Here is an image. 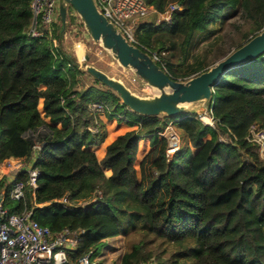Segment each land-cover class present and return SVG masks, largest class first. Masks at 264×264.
I'll return each instance as SVG.
<instances>
[{"label":"trees","instance_id":"16d2710c","mask_svg":"<svg viewBox=\"0 0 264 264\" xmlns=\"http://www.w3.org/2000/svg\"><path fill=\"white\" fill-rule=\"evenodd\" d=\"M31 2L0 0V164L8 158L29 162L35 142L41 145L33 160L37 186L25 188L24 202L9 198L12 183L0 174L9 210L26 205L53 234L75 233L77 244L69 249L73 257L88 251L93 256L109 237L137 234L118 264H203L205 255L224 264H264V155L245 137L251 123L264 126V54L218 79L211 95L215 128L195 112L180 118L143 114L79 67L75 54L61 44L60 17L51 34L40 23V35H31ZM146 2L157 13L169 12V18L135 23V44L156 54L155 61L176 79L212 63L208 47L221 40L216 30L228 18L237 16L230 22L236 31L233 48L264 26V0ZM211 35L213 41H207ZM225 53L218 49L215 60ZM78 74L91 83L76 91ZM92 102L102 110L92 113ZM100 112L126 121L128 128L97 157L93 147L107 136ZM170 121L179 123L188 143L169 158L167 136L160 132ZM90 124L96 129H88ZM221 133L229 139H221ZM146 135L152 144L159 141L149 166L163 190L161 210L152 203V189L141 192L135 167L139 141ZM24 175L20 171L15 177ZM64 198L73 205L61 202ZM85 201L90 203L74 205Z\"/></svg>","mask_w":264,"mask_h":264},{"label":"built area","instance_id":"2783aa9c","mask_svg":"<svg viewBox=\"0 0 264 264\" xmlns=\"http://www.w3.org/2000/svg\"><path fill=\"white\" fill-rule=\"evenodd\" d=\"M61 0H32V25L30 34L40 35L38 25L42 23L49 34L52 26L59 17V4ZM98 9L106 18L116 26L126 39L135 44L134 25L138 21L144 20L150 10H154L146 0H95ZM155 11V10H154ZM161 14V13H160ZM168 19L169 12L162 13ZM79 17V16H78ZM80 21V19H79ZM55 43V39H53ZM85 42L77 40L74 44L75 57L80 60V56L86 47ZM154 60L156 54H149ZM78 60V62H79ZM79 67L80 64L78 63ZM72 96L74 93L71 94ZM61 103L64 97H61ZM205 106H200L195 110V116L203 123L212 128L216 127L217 118L212 112V99L204 100ZM91 112L102 110V105L92 102L89 105ZM170 121L160 134H164L168 139L167 153L176 150L178 136L173 133ZM88 129L95 130V125H88ZM246 139L258 144L261 155H264V126L258 123L249 125ZM221 139L228 140L229 136L224 135ZM40 142L36 141L33 146L30 161L17 170L11 176V188L9 198L13 201H25V188L29 185L32 191L37 186V175L39 170L33 166L36 153L40 148ZM25 171V175L16 178L15 175ZM65 205L72 206L66 199L61 200ZM5 193L0 191V264H99L96 257L91 255V251L73 257L69 249L77 244L78 237L75 233L65 229L57 234H53L47 225L40 224L32 217L31 208L26 205L19 211L12 212L4 204Z\"/></svg>","mask_w":264,"mask_h":264},{"label":"water","instance_id":"95a60500","mask_svg":"<svg viewBox=\"0 0 264 264\" xmlns=\"http://www.w3.org/2000/svg\"><path fill=\"white\" fill-rule=\"evenodd\" d=\"M67 5H70L87 34L98 41L124 68L132 70L147 85L156 89L152 96H140L123 81L103 69L85 64L84 69L113 89L122 103L143 114L164 113L174 117L182 113L185 104L210 100L218 79L229 69L264 54V26L243 44L218 58L206 69L184 79L170 76L145 50L129 42L98 9L95 0H61L59 17L66 26Z\"/></svg>","mask_w":264,"mask_h":264},{"label":"rangeland","instance_id":"374dc122","mask_svg":"<svg viewBox=\"0 0 264 264\" xmlns=\"http://www.w3.org/2000/svg\"><path fill=\"white\" fill-rule=\"evenodd\" d=\"M163 19H165L164 14L162 13L160 14L155 12L154 10H150V12L145 17L144 20H148L151 22H159ZM233 19H237V16L228 18L221 25V27L217 28L216 34L221 35V40L217 43V45H214L212 48L208 47L209 48V52H207L208 63L212 62L211 64H213V62L217 60V59L215 60V56L218 49H221L222 51H226V53H228L233 49V43L231 42V37L236 33V31L233 30L232 25L230 24V22ZM57 21L53 24L52 28H54ZM60 39L62 46L66 50L70 52L72 51L74 54H75L74 44L77 40H82L83 42L87 43L82 54L79 55L80 60L77 59L79 60L78 63L82 68H84L85 64H93L106 71L109 75L123 81L133 92H135L140 96H152L157 92L156 89L147 85L132 70L121 66L117 62V60L114 59L112 55L101 46V44L98 41H94L91 38L85 31L83 27V23L79 21L78 15L70 5H67L66 26L63 30ZM213 39H214L213 35H211L207 39V41L212 42ZM200 47L203 48V45L200 44ZM200 47H198V50H200ZM76 79L77 82L75 83V86L73 88L76 91L80 90L82 87L91 83V79L85 76L84 74H78ZM205 104L206 102L203 100L187 103L185 104V109L182 113L195 112L197 108L199 109L200 106H205ZM100 113H101L99 114L100 119H102V121L104 122V129L107 132V137L105 139V142H108L114 138L116 133L120 132V130L116 128L115 124L125 125L126 121L109 119L104 115L103 112ZM182 113L174 115V117L178 116L177 118H180L181 116H183L181 115ZM184 122L189 124L191 123V120H186ZM170 127L172 129L171 131L178 136L179 146L188 143V138L187 136L184 135L183 129L177 121H173V123L170 124ZM220 137H224V134L221 133ZM158 146H159V141L156 144H152L149 135L142 137V139L139 141L138 144L135 167L137 170V175L142 183L141 192L143 193V191L145 190L152 189L153 192L155 193L154 197L152 198V203H154L156 210H161L164 200L163 190L159 186V184L155 180H153V173L149 166L150 157L151 155L156 153ZM94 151L97 157L100 156L102 151V146L98 147ZM171 154L172 152H169L168 154L169 158ZM26 163L27 161L23 159H15V158L5 159L0 164V174L4 175L6 180L8 181L11 178V176L14 175L17 172V170L20 169L22 166H24ZM188 187L189 189H193V190L195 189V187L192 184H188ZM54 201H56V199ZM89 203L90 201H85V202H78L74 205L84 206ZM157 222L158 223L160 222V218L157 219ZM137 237H138L137 234H130L127 236L121 234L114 237H109L105 240L104 246L103 245L98 246L93 256L96 257L98 261L102 260L103 264H118L123 251L126 250L131 244V242L136 240ZM203 264H224V263L220 261H216L210 255H205L203 257Z\"/></svg>","mask_w":264,"mask_h":264},{"label":"crops","instance_id":"0c3cea01","mask_svg":"<svg viewBox=\"0 0 264 264\" xmlns=\"http://www.w3.org/2000/svg\"><path fill=\"white\" fill-rule=\"evenodd\" d=\"M115 126H116V128L118 129V130H120V132H118V133H121V132H123V131H125L127 128H128V126L127 125H120V124H115ZM118 133H116V135L118 134ZM115 135V136H116ZM114 136V137H115ZM107 137V136H106ZM106 139V138H105ZM112 140V139H111ZM110 140V141H111ZM105 140L100 144V145H98L97 147H93V149L94 150H96L98 147H101L102 146V151H101V154H100V156H98V157H101L102 155H103V153H104V151H105V146H106V144L109 142H105Z\"/></svg>","mask_w":264,"mask_h":264}]
</instances>
